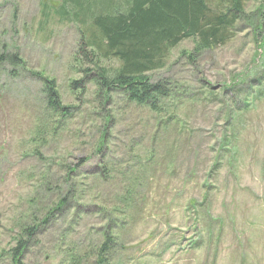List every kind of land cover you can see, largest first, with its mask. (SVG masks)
<instances>
[{"label":"rangeland","instance_id":"rangeland-1","mask_svg":"<svg viewBox=\"0 0 264 264\" xmlns=\"http://www.w3.org/2000/svg\"><path fill=\"white\" fill-rule=\"evenodd\" d=\"M245 14L225 45L192 59L185 40L146 75L169 91L156 116L120 93L98 103L75 25L50 20L44 29L38 0H0V53L23 62L16 74L0 64V264H10L9 230L26 200L43 207L73 195V180H60L88 158L75 199L50 215L24 264H100L105 233V264H264V0ZM34 73L53 80L70 109L56 139Z\"/></svg>","mask_w":264,"mask_h":264},{"label":"trees","instance_id":"trees-1","mask_svg":"<svg viewBox=\"0 0 264 264\" xmlns=\"http://www.w3.org/2000/svg\"><path fill=\"white\" fill-rule=\"evenodd\" d=\"M38 1L42 18L39 25H43L44 29L50 20L76 26L79 36L77 56L93 67L92 71H85L89 72L85 76L94 85V96L98 103H104L112 94L120 93L126 102L159 116L165 112L163 102L169 97V91L164 82H152L146 75L164 68L169 52L185 40L193 41L192 53L189 54L192 59L202 51L213 50L228 43L236 33L237 24L246 17L245 5L251 0ZM261 27L258 24L254 31L260 32ZM99 60L116 61L117 67L114 70L103 69ZM0 64L12 67V73L16 74L15 70L22 68L23 62L17 53L3 51L0 53ZM34 75L43 87L41 96L45 105L44 121L47 130L52 131L50 140L56 139L65 131L70 109L62 106L53 80L43 78L42 73ZM74 83L77 85V82ZM102 132L97 141V154L102 152L106 143L105 133ZM49 162L46 161V173L51 172ZM84 164L67 166L65 177L60 180L65 187L70 186L73 180L70 187L73 195L68 190L67 196L60 199L56 197L57 201L55 199L51 204L45 203L43 207L35 205V202H39L37 199L30 197L26 200V212L20 215L12 230H9L13 236L11 245L6 249L10 264H24L30 241L38 236L50 215L75 199V180L78 169ZM100 172L99 178H104V174L108 173L106 165H102ZM102 238V243L95 249V256L100 264H105L113 237L105 233ZM73 263L78 264L75 260Z\"/></svg>","mask_w":264,"mask_h":264}]
</instances>
